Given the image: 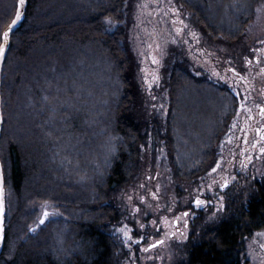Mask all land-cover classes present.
<instances>
[{"label":"trees","instance_id":"16d2710c","mask_svg":"<svg viewBox=\"0 0 264 264\" xmlns=\"http://www.w3.org/2000/svg\"><path fill=\"white\" fill-rule=\"evenodd\" d=\"M179 1L211 39L230 42L243 35L255 2ZM12 3L0 0V35ZM125 4L28 0L10 37L0 82L6 208L0 264H118L108 231L121 217L114 192L134 179L149 123L161 126L142 112L124 28H106L107 18L123 19ZM166 86L164 132L151 130L172 153L176 180L194 181L212 164L236 97L180 65L170 69ZM85 163L90 177L80 190L72 173L84 172ZM43 202L54 203L59 215L29 233ZM261 228L264 179L246 197L229 201L223 216L189 241L179 264H242L243 237ZM10 233L18 238L11 250Z\"/></svg>","mask_w":264,"mask_h":264},{"label":"rangeland","instance_id":"374dc122","mask_svg":"<svg viewBox=\"0 0 264 264\" xmlns=\"http://www.w3.org/2000/svg\"><path fill=\"white\" fill-rule=\"evenodd\" d=\"M12 5L10 20L16 0ZM257 8L261 9L259 13ZM106 21H110L106 22L108 30L118 25L124 28L122 41L142 95V112L149 122L158 120L161 124L149 123L134 179L114 192L121 217L108 231L117 245L118 264H179L186 257L189 241L198 239L202 228L222 217L229 201L246 197L254 183L264 179V153L260 152L264 147V0H255L243 35L234 42L211 39L179 0H126L123 19ZM175 65L196 78L226 88L237 101L219 137L212 164L194 181L176 180L170 163L172 153L151 130L159 126L158 131L164 132L166 79ZM78 74L81 76L82 72ZM180 143L188 148L185 139ZM83 165L84 172L72 173L76 174L75 181L81 183L80 190L84 189L82 181L90 177L86 163ZM225 181L227 186L221 187ZM196 199L205 203L198 207ZM44 209L49 211L45 222L59 215L54 203H40L31 225ZM185 212L187 216L182 215ZM141 224L145 227L141 228ZM125 228L130 239L119 231ZM141 236L147 238L140 240ZM243 238L242 264H264V228ZM17 239L10 233V250ZM159 239L164 240L162 245L142 251Z\"/></svg>","mask_w":264,"mask_h":264},{"label":"water","instance_id":"95a60500","mask_svg":"<svg viewBox=\"0 0 264 264\" xmlns=\"http://www.w3.org/2000/svg\"><path fill=\"white\" fill-rule=\"evenodd\" d=\"M27 5H28V0H25V4L24 7L21 10L22 12V18L12 27V30L9 34V41L8 44L5 46V53H4V58L0 59V82H1V71H2V66H3V62L4 59L6 57V54L8 52V49L10 47V37L12 35V33L20 27L21 23L23 22L24 18H25V12L27 9ZM19 4H18V0H16V7H15V12L13 17L11 18V20L9 21V23L4 27V29L1 31V35H0V43H3L2 40V33L3 31L7 30L8 26L11 24L12 20L15 18V13L18 10ZM2 110H1V94H0V134H1V130H2V125H3V118H2ZM47 212L49 215V211L47 209H44L41 216L39 217V219L29 227V233H34L38 227L40 225H42L45 220L47 219L48 215L45 216L44 213ZM43 220L44 222L41 223L40 221ZM5 187H4V177H3V171H2V163H1V159H0V226H2V233H0V255L3 251V247H4V242H5ZM154 243V242H153Z\"/></svg>","mask_w":264,"mask_h":264},{"label":"snow or ice","instance_id":"6c2138e0","mask_svg":"<svg viewBox=\"0 0 264 264\" xmlns=\"http://www.w3.org/2000/svg\"><path fill=\"white\" fill-rule=\"evenodd\" d=\"M18 4H19V7H18V10H17L16 13H15V18L12 20V22H11V24L8 26L7 30L3 31V33H2V40H3V43H0V59H3V58H4L5 46L8 44V41H9V34H10L11 30H12V27H13V26H14V25H15V24H16V23L22 18V12H21L20 9H22V8L24 7L25 0H18ZM260 10H261L260 8H257L256 11L259 13ZM106 22L110 23V21H106ZM155 62H156V61L153 60V63H155ZM249 63H251V61H249ZM233 71H235V70L233 69ZM262 72H264V69H262ZM45 99H47V97H45ZM261 114L264 115V108L261 109ZM260 152L264 153V147L260 148ZM249 159H250V158H249ZM217 166L219 167V164H217ZM212 171L215 172L216 169L213 168ZM227 183H228V182L225 181V183L222 184L221 187H226V186H227ZM152 195L155 196V193H153ZM222 199H223V198L221 197V200H222ZM194 203L196 204V206L199 207L200 205L204 204L205 201H202V200H200V199H196V200L194 201ZM136 211H139V209H137ZM44 215L47 216L48 213L45 212ZM182 215H183V216H187L188 213L185 212V213H183ZM179 220H180V217H177V222H178ZM40 222L43 223L44 221L41 220ZM151 223H152L153 225H156V221H152ZM140 227H141V228H144L145 225L141 224ZM2 231H3L2 226H0V233H2ZM119 231H122V232H123V234H124V236H125L126 239H130L129 231L126 230V228H125V229H120ZM171 235H172V236H175L176 233H171ZM180 235L183 236L184 234L181 233ZM0 238H2V237H0ZM146 238H147V237H145V236H141V237H140V240H144V239H146ZM137 243H139V241H137ZM163 243H164V240H163V239L156 240L154 243H149L148 246H147V248L142 249V251H148V249L156 248L158 245H162Z\"/></svg>","mask_w":264,"mask_h":264},{"label":"bare ground","instance_id":"6f19581e","mask_svg":"<svg viewBox=\"0 0 264 264\" xmlns=\"http://www.w3.org/2000/svg\"><path fill=\"white\" fill-rule=\"evenodd\" d=\"M3 118V117H2ZM3 126V125H2ZM5 210H6V208H5Z\"/></svg>","mask_w":264,"mask_h":264},{"label":"flooded vegetation","instance_id":"af4514ba","mask_svg":"<svg viewBox=\"0 0 264 264\" xmlns=\"http://www.w3.org/2000/svg\"><path fill=\"white\" fill-rule=\"evenodd\" d=\"M175 224H176V221H175Z\"/></svg>","mask_w":264,"mask_h":264}]
</instances>
